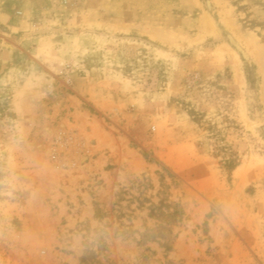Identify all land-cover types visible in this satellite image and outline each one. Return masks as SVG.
Here are the masks:
<instances>
[{
	"label": "rangeland",
	"instance_id": "374dc122",
	"mask_svg": "<svg viewBox=\"0 0 264 264\" xmlns=\"http://www.w3.org/2000/svg\"><path fill=\"white\" fill-rule=\"evenodd\" d=\"M0 264H264V0H0Z\"/></svg>",
	"mask_w": 264,
	"mask_h": 264
}]
</instances>
